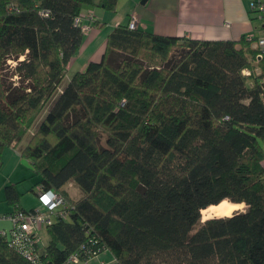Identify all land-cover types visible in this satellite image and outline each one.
Wrapping results in <instances>:
<instances>
[{
	"label": "trees",
	"instance_id": "1",
	"mask_svg": "<svg viewBox=\"0 0 264 264\" xmlns=\"http://www.w3.org/2000/svg\"><path fill=\"white\" fill-rule=\"evenodd\" d=\"M84 5L115 11L118 0H0V169L4 149L28 136L20 153L38 176L33 190L61 192L70 209L47 226L44 248L26 234L37 262L15 233L0 235V264H64L79 250L87 259L107 249L111 264H264L257 37L195 39L118 24L102 58L64 84L83 44ZM4 191L27 210L16 183ZM224 201L246 208L202 221L203 209Z\"/></svg>",
	"mask_w": 264,
	"mask_h": 264
},
{
	"label": "crops",
	"instance_id": "2",
	"mask_svg": "<svg viewBox=\"0 0 264 264\" xmlns=\"http://www.w3.org/2000/svg\"><path fill=\"white\" fill-rule=\"evenodd\" d=\"M253 1H261L264 5V0H118L115 11L105 10L96 5H84L80 22L83 27L88 28L84 30L83 44L70 64L77 63L79 69H84L90 60H100L108 34L118 24H128L130 21H135L142 29L162 35L208 40H238L245 35L260 38L264 35V10L260 12L253 9ZM23 160L29 162L21 156L19 148L4 149L1 169L11 165V170L6 171L3 177L1 175L3 173H0V216L12 213L16 209L5 198L4 187L9 182L16 183L19 190L23 194L26 193V190L21 188L25 177L15 176ZM35 179L38 181V176ZM33 183L31 182L27 190L38 196L33 190V187L35 188ZM20 201L22 208L27 210L40 207L39 197L29 208L22 203V200ZM12 227L13 223L10 220L0 217V230L10 232ZM45 231L47 226L38 231V249L46 246L42 241V233ZM110 259H100L98 264ZM113 262H115L114 255L107 263Z\"/></svg>",
	"mask_w": 264,
	"mask_h": 264
},
{
	"label": "built area",
	"instance_id": "3",
	"mask_svg": "<svg viewBox=\"0 0 264 264\" xmlns=\"http://www.w3.org/2000/svg\"><path fill=\"white\" fill-rule=\"evenodd\" d=\"M253 9H259L260 12L264 10L263 2L261 1H253L252 2ZM130 27L133 28L137 26L135 21H130ZM87 26H84L83 29L87 30ZM249 38L254 37L253 35H248ZM257 44L264 51V35L260 38H257ZM38 197L40 202V207L34 210H23L16 209L12 213L3 214L0 216L3 219H8L13 223V227L11 229V233H15L14 242L17 245H22L25 254L28 258L37 262V252L33 247V239L27 241L26 234L27 233H36L38 234L39 229L49 224H52L56 217H66L68 216L70 209L69 203L65 196L52 188L45 189L43 187H38ZM6 230H0V235H8L9 233ZM39 238H36V242L38 243ZM35 241V240H34ZM83 250L85 246H82ZM91 252L90 250H88ZM81 251H77L72 253L64 264H78L80 261H87L90 258L83 259L80 257ZM94 256H97L99 253L97 251H92ZM100 264H106V262L102 261Z\"/></svg>",
	"mask_w": 264,
	"mask_h": 264
},
{
	"label": "rangeland",
	"instance_id": "4",
	"mask_svg": "<svg viewBox=\"0 0 264 264\" xmlns=\"http://www.w3.org/2000/svg\"><path fill=\"white\" fill-rule=\"evenodd\" d=\"M90 18L92 19V15H91ZM80 24H81V22H80ZM82 27H83V25H82ZM256 44H254V46H257ZM14 61L15 60L10 59L8 61V63L10 64V63H13ZM78 66L79 65L77 63L72 64V65L69 64L67 75L65 76V79L63 81L64 84H66L68 82V80L70 79V77H72L74 72L77 69H79ZM33 130H34V128L32 129V131ZM28 138L29 137L27 136V137H25V139H23L21 141V143L18 146L19 150H21V148L26 145V143L28 141ZM24 159H26V158H24ZM31 169L32 168H31V165L29 164V162L27 160H23L22 161V166H20L19 170H17L18 174L15 175L16 177H20V176L22 178L25 177V180L23 181V183L21 185V188L23 190H26V193L22 194L20 200H22V203L24 205H26L27 208H29L30 206L32 207V204L34 205L36 203L37 198H38V196H36V194L34 192H32L30 190H27V188L30 186L31 182L33 183L34 181H36V179H35L36 175H34L32 171L30 172ZM10 170H11V165H8L7 168H6V166L4 167V169L2 168L0 170V173H3V174H1L2 177H3V175H5L4 173L6 171H10ZM26 182H28V183H26ZM65 188L67 190V194L69 195L70 199H77L82 194L80 188L72 181L68 182L66 184ZM227 203H230V202L227 201ZM245 208H246V204H242V203L241 204H237L236 208L232 212H230L228 215H231L233 212H235L237 210H244ZM214 216H226V215H224V214L214 215L213 214L211 217H214ZM203 220H205V219H204V216H203V213H202V221ZM42 235H43L42 241H43V244L45 245V244H47V242L49 240L47 231L43 232ZM111 257L113 258V253L110 251V249H107V250H104L101 253H99L97 256L91 257L87 261H80L78 264H98L100 259L107 260L108 258L110 259ZM112 258L110 259V261L112 260ZM110 261H107V262H110ZM107 262H106V264H109Z\"/></svg>",
	"mask_w": 264,
	"mask_h": 264
},
{
	"label": "bare ground",
	"instance_id": "5",
	"mask_svg": "<svg viewBox=\"0 0 264 264\" xmlns=\"http://www.w3.org/2000/svg\"><path fill=\"white\" fill-rule=\"evenodd\" d=\"M237 204L234 203H227V201L221 202L220 204L210 206L209 208L203 209L202 213L204 216V219L211 217L214 215L224 214L228 215L230 212H232L236 208Z\"/></svg>",
	"mask_w": 264,
	"mask_h": 264
}]
</instances>
